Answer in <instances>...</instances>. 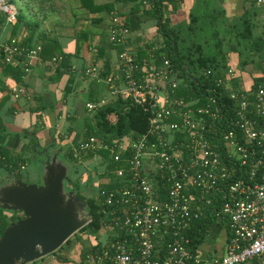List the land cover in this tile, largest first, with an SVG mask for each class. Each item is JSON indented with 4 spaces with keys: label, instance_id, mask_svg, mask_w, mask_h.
Returning <instances> with one entry per match:
<instances>
[{
    "label": "built area",
    "instance_id": "2783aa9c",
    "mask_svg": "<svg viewBox=\"0 0 264 264\" xmlns=\"http://www.w3.org/2000/svg\"><path fill=\"white\" fill-rule=\"evenodd\" d=\"M1 15L13 26L16 5L0 0ZM129 36L123 19L111 13L107 40L122 47L118 72L103 76V68L94 65L82 71L107 87L106 95L85 103L87 112L122 97L147 114V128L136 136L112 141L88 136L70 145L77 164L89 154L95 163L102 159L96 163L104 185L97 192L101 226L82 264H239L250 258L264 264V83L244 87L228 67L204 93L184 96L178 93L183 80L175 68L163 54L155 55L158 46L138 59L128 47ZM40 50V43L26 46L12 36L0 40V61L21 58L24 74L31 60H41ZM59 60L53 56L49 63ZM211 74V69L198 73ZM217 88L233 103L228 119ZM23 93L20 84L11 87L14 98ZM224 123L229 129L213 136ZM102 150L108 158L99 155ZM208 209L227 222L230 238L224 255L203 261L188 245L187 231Z\"/></svg>",
    "mask_w": 264,
    "mask_h": 264
},
{
    "label": "trees",
    "instance_id": "16d2710c",
    "mask_svg": "<svg viewBox=\"0 0 264 264\" xmlns=\"http://www.w3.org/2000/svg\"><path fill=\"white\" fill-rule=\"evenodd\" d=\"M9 1L14 3L17 8V21L12 26L11 35L17 36L19 30L23 28L24 36L22 41L24 45L31 46L39 41L41 59L61 56L60 66L68 68L69 54L63 52L55 35L47 34L40 27L41 21L47 19L48 13L56 11L55 1L62 3L63 0ZM142 1L111 0L106 3L96 2V0H74L77 10L83 9L89 14H95L86 17L84 28L75 32L76 42L78 43L82 39L87 38L90 27L102 20L100 14L112 13L116 9V4L122 3L125 6H129V10L125 12V16L122 19L124 25L130 31L142 28L144 23H151L158 34L162 36V41L160 42L155 40L148 42L144 47H137V57L139 59L147 55L146 50L151 46H158L154 50L157 58L163 54L183 80L178 89L179 94L184 96L200 95L204 93L205 87H213L215 79L221 77L228 67L233 66L244 70L249 63L257 62V60L264 61V58H260V52L264 50V34L256 38L253 33L254 25L252 19L259 13V7L255 5L257 0H251L249 6L244 8L243 14L229 22L227 18L222 17L223 10L220 7V0H194L188 20L175 24H172L170 19L164 16L163 3H169L175 8L180 0H145L149 3V6L144 5ZM261 6L264 9V4ZM3 21L4 18L1 15L0 23H3ZM115 47L117 51L122 50L121 46ZM208 48L211 49L208 50ZM232 55L235 56V59ZM20 59L18 58L17 61ZM2 67L4 73L6 72L12 76L14 81H20L22 75L20 65L3 64ZM204 69H211L212 74L208 77L198 75ZM259 69L264 74V64H261ZM108 73L109 69L106 67L102 75L105 76ZM190 76H193L194 79H191ZM72 78L71 76L64 95H67L72 89ZM241 78L242 76L237 74V79L241 80ZM92 81V96L89 98L91 101H96L100 97V91L104 88L105 83L96 82L94 79ZM257 84L258 81L255 80L252 88H255ZM217 90L218 96L224 99L226 105L224 118L228 119L233 114V103L223 94H219V91L221 92L220 88H217ZM110 115H114V121H110ZM84 126V137L96 136L105 141H112L125 134L136 136L144 132L147 128V114L142 107L133 103L130 99L115 97L98 107L90 118H86ZM226 129H229L226 123L219 125L216 133H212V135L218 137L220 132ZM47 147L55 146H45L43 149ZM37 150H39L37 139L32 136L25 146V151L37 153ZM54 150L61 153L58 157L66 164L69 170L73 169V172L77 175L74 178H71V176L67 178L66 176L64 180L65 192L70 188L82 200L83 197L79 194V189L83 185L79 180L83 170L87 169L86 166L77 164L72 156L70 147L59 144ZM99 155L108 158V152L105 150L100 151ZM27 159L28 157L26 158V156L22 155L12 157L5 149L0 150V167H3L9 174L12 173L13 179L23 178L22 174L18 172L19 166L20 164L24 165ZM88 159H92L90 154L87 156ZM97 162H102V159ZM91 166L94 167L96 164L93 163ZM107 167L111 168L112 164ZM97 185L95 188L96 192L104 187L102 183ZM88 203L91 220L79 229V232H91L94 234L97 233L101 226V214L98 212L97 200L88 199ZM3 211L0 208V235L10 222L21 217L16 215V212L7 216ZM214 219V214L208 209L201 217L192 221L187 231L188 245L191 248H197Z\"/></svg>",
    "mask_w": 264,
    "mask_h": 264
},
{
    "label": "crops",
    "instance_id": "0c3cea01",
    "mask_svg": "<svg viewBox=\"0 0 264 264\" xmlns=\"http://www.w3.org/2000/svg\"><path fill=\"white\" fill-rule=\"evenodd\" d=\"M110 1L96 0V2L106 3ZM193 1L180 0L175 8L164 2L163 14L170 19L172 24L187 21ZM250 1L220 0V7L223 10L222 17L227 18L228 22L238 18L243 14L244 8L249 6ZM55 2L57 3V1ZM63 2L65 3L63 6L58 5L56 11L48 13L47 19L41 21L40 27L47 34L55 35L63 52L69 54L68 68L60 66L62 59L56 64L49 63L50 59L31 60L27 73L21 75L20 81H14L12 76L6 72L4 73L3 64L0 61V150L5 149L12 157L18 155L28 157L23 168L17 171L22 174V180L30 183L41 182V161L44 159V151L51 155L57 152L54 149L59 144H64L69 148L71 144H77L85 138L83 135L84 120L90 118L92 114L87 112L85 103L91 101L89 97L92 96L91 84L93 79L86 77L82 73L83 69L94 65L103 68V72L106 67L109 69V73L118 72L117 54L119 51L115 47L117 45H111L107 40V29L111 13L100 14L102 20L90 27L86 39H82L77 43L74 36L75 32L84 28L86 17L95 14H89L83 9L77 10L74 0H63ZM142 2L144 5L149 6L147 1L143 0ZM262 4L258 3V0L256 1L255 5L259 7V13L252 19L253 33L256 38L264 34V9L261 6ZM127 10H129V6L117 3L116 9L112 13L123 18ZM11 31L12 26L0 23V40L6 41L9 37H12ZM23 34L24 29L21 28L16 37L22 41ZM129 37L130 44L128 47L135 52L137 47H144L148 42L162 41V36L158 34L151 23H144L142 28L130 31ZM22 61V59L19 61L15 59L14 62L9 64L20 65L22 68ZM247 66L244 70L231 66L235 69L236 79L237 74L242 76L241 80L237 79L238 82L247 88H251L255 80L258 83H263L264 74L259 69V63L254 67ZM58 72L59 74H57ZM71 76L73 77L72 89L67 95H64ZM15 84H20L24 89V93L17 98H14L11 94V87ZM106 89L105 84L100 91V97L107 94ZM113 117L114 115L109 116L110 119ZM32 136L37 139L39 147L37 152H42L40 155L25 151V146ZM50 145L55 147L43 149V147ZM30 162L36 168L37 173L30 175V179H26L24 170ZM37 177L38 179H36ZM9 180H13L12 173L9 174L3 167H0V184ZM98 183H101V176H99ZM76 233L75 239L65 242V246L60 250L52 252L31 264H82L83 254L92 249L94 244L93 233H82L79 230ZM229 238L230 233L227 222L214 219L197 246L196 252L203 261L218 259L226 253ZM239 264H261V262L256 258H250Z\"/></svg>",
    "mask_w": 264,
    "mask_h": 264
},
{
    "label": "water",
    "instance_id": "95a60500",
    "mask_svg": "<svg viewBox=\"0 0 264 264\" xmlns=\"http://www.w3.org/2000/svg\"><path fill=\"white\" fill-rule=\"evenodd\" d=\"M41 162L40 183L13 179L0 184V208L21 214L0 235V264H29L55 252L91 217L90 212L80 215L85 204L73 190L65 192L69 169L58 153L44 151Z\"/></svg>",
    "mask_w": 264,
    "mask_h": 264
},
{
    "label": "rangeland",
    "instance_id": "374dc122",
    "mask_svg": "<svg viewBox=\"0 0 264 264\" xmlns=\"http://www.w3.org/2000/svg\"><path fill=\"white\" fill-rule=\"evenodd\" d=\"M63 4H65L64 2H57L54 4V6H63ZM69 7V6H68ZM263 13V12H262ZM68 14V13H67ZM262 29V28H261ZM264 36V35H263ZM211 48H208V50H210ZM260 58H264V50L260 52ZM258 62H254V63H249V66H252L254 67V65L258 64L261 65V64H264V61H260V60H257ZM248 67V66H247ZM251 68V67H250ZM93 163H95V160L94 159H86L84 161V166H86L87 169L83 170V173L81 175V178L79 180V182L82 184V185H85V183H87L89 181L90 183V187H92L93 189L96 188V186H98V180H99V175L97 174V171H98V168L97 166H91ZM96 164V163H95ZM37 173V170L36 168L32 165V163H28L26 169L24 170V176L26 179H28L30 177V175L32 174H36ZM71 176V178H74L76 177V173L73 172V169L69 170L68 172V175H67V178H69ZM30 179V178H29ZM38 179V177L36 178ZM40 179V178H39ZM39 183V182H38ZM7 216H10L12 214H14L13 211L9 212V211H6L4 210L3 211ZM77 235V233L73 234L70 238H69V241L75 239V236ZM63 246H65L64 244L58 248L56 251L60 250Z\"/></svg>",
    "mask_w": 264,
    "mask_h": 264
},
{
    "label": "flooded vegetation",
    "instance_id": "af4514ba",
    "mask_svg": "<svg viewBox=\"0 0 264 264\" xmlns=\"http://www.w3.org/2000/svg\"><path fill=\"white\" fill-rule=\"evenodd\" d=\"M71 189L69 188L66 192L70 191ZM79 194L83 197L82 200H80V202L82 204H85V208L84 210H82L80 212V215H84V216H87L88 213L90 212L89 209V203H88V199H91V200H97V192H96V189H93L92 187H90V183L89 181L87 183H85V185H83L80 189H79ZM91 213V212H90ZM89 218V221L88 223L90 222L91 220V217H88Z\"/></svg>",
    "mask_w": 264,
    "mask_h": 264
}]
</instances>
